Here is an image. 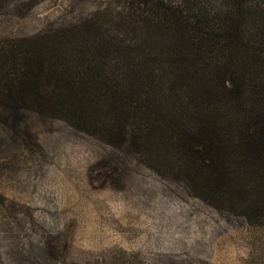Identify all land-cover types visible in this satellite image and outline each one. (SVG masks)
Here are the masks:
<instances>
[{
	"label": "rangeland",
	"instance_id": "rangeland-1",
	"mask_svg": "<svg viewBox=\"0 0 264 264\" xmlns=\"http://www.w3.org/2000/svg\"><path fill=\"white\" fill-rule=\"evenodd\" d=\"M122 1L0 0V59L38 44L44 65L67 66ZM96 64L123 79L120 63ZM23 110L0 103V264H264V208L215 205L154 145L118 143L103 104L86 125Z\"/></svg>",
	"mask_w": 264,
	"mask_h": 264
},
{
	"label": "trees",
	"instance_id": "trees-1",
	"mask_svg": "<svg viewBox=\"0 0 264 264\" xmlns=\"http://www.w3.org/2000/svg\"><path fill=\"white\" fill-rule=\"evenodd\" d=\"M108 16V30L92 23L84 45L71 47L83 71L68 67L75 58L44 65L38 44L0 59L11 65L0 72V103L11 115L83 125L103 104L123 122L110 132L118 143L145 155L154 145L174 159L172 175L215 205L261 211L264 0H123ZM103 58L121 64L123 79L101 75Z\"/></svg>",
	"mask_w": 264,
	"mask_h": 264
}]
</instances>
